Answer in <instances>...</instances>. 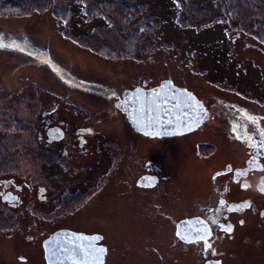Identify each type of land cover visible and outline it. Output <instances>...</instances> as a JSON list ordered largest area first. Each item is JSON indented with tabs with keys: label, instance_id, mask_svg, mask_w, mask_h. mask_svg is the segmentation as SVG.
Returning <instances> with one entry per match:
<instances>
[{
	"label": "flooded vegetation",
	"instance_id": "obj_1",
	"mask_svg": "<svg viewBox=\"0 0 264 264\" xmlns=\"http://www.w3.org/2000/svg\"><path fill=\"white\" fill-rule=\"evenodd\" d=\"M253 46L264 52V44ZM140 77L94 86L89 93L102 100L95 107L71 109L59 101L65 97L59 90L30 102L39 111L28 113L27 122L39 153L25 160L40 169L17 176L1 164L14 160L0 156V210L6 211L0 229L13 236L10 227L18 226L25 241L43 233L26 241L31 260L15 255L7 262L4 253L1 263L48 264L45 241L70 231L95 236L90 246L104 247L102 264H264L263 89L256 94L245 81L247 87L225 96L205 82ZM164 81L192 92L205 108L191 100L188 119L196 125L188 131L145 134L116 103L126 90ZM13 118L6 132L16 129Z\"/></svg>",
	"mask_w": 264,
	"mask_h": 264
},
{
	"label": "rangeland",
	"instance_id": "obj_2",
	"mask_svg": "<svg viewBox=\"0 0 264 264\" xmlns=\"http://www.w3.org/2000/svg\"><path fill=\"white\" fill-rule=\"evenodd\" d=\"M101 1L0 0V8H5L0 11V37L16 39L20 44H25V51L0 47V156L8 155L16 164L4 159L1 164L5 170L9 169L17 176H31L34 174L31 170L38 167L37 163L33 164V168L29 167L25 160L26 155L39 153L34 136L29 134L32 126L27 123L28 113L39 114L30 102L44 99L48 92L53 97V92L63 91L65 97H59V101L73 109L74 106L95 107L97 101L102 102L101 98L89 93L94 86L116 85L115 82L119 84L137 75L154 80L173 76L177 81L184 79L190 84L205 82L212 93L225 96L233 95L230 92L233 89L247 87L244 83L248 81L256 94H260L262 89L264 91V63L260 62L264 52L262 54L253 48L255 44H264L263 36L238 33L224 24L199 35L190 30L184 32L180 21L175 18L161 21L162 17L166 18L164 11L167 8L157 1H153V4L148 2L150 0L143 4L138 0H114L105 4ZM178 1L183 9L181 13L185 14L186 0ZM235 1L239 3V0ZM171 2L173 6L169 8L174 16L177 3L175 0ZM240 3L252 4L246 0ZM156 4L161 7L157 8ZM214 7L220 9V6ZM208 8L212 9V6ZM20 10H24L21 12L25 14L15 17ZM150 10L157 12L153 14L154 19L159 18L160 22L156 21L149 27V24L143 23L140 26H147L143 33L137 37L136 34L128 35L130 24L137 23ZM12 118L16 129L6 132L4 127L12 123ZM105 130L109 131L107 128ZM28 139L32 152L27 151ZM5 212L0 210V214ZM30 221L34 222V218L30 217ZM4 228L0 229V257L5 253L7 262L15 255L16 259L25 255L31 260L29 243L41 240L39 234L43 232L34 233V238L26 235L27 243L20 239L23 230H19L18 226L10 229L13 236L20 240L3 233L6 232ZM19 244L21 247H18ZM140 247L135 245L134 249L140 250ZM123 248L120 244V253L124 251ZM37 250H41V246L37 245ZM116 256L113 261L117 259ZM0 264L3 263L0 261ZM133 264H141V261L136 260Z\"/></svg>",
	"mask_w": 264,
	"mask_h": 264
},
{
	"label": "water",
	"instance_id": "obj_3",
	"mask_svg": "<svg viewBox=\"0 0 264 264\" xmlns=\"http://www.w3.org/2000/svg\"><path fill=\"white\" fill-rule=\"evenodd\" d=\"M191 100L205 108L192 92L175 86L171 81H164L152 89L126 90L116 106L127 114L139 131L152 136H170L195 127L196 124L188 119L193 105ZM95 242V236L57 232L44 243L47 263L102 264L105 249L90 246Z\"/></svg>",
	"mask_w": 264,
	"mask_h": 264
},
{
	"label": "trees",
	"instance_id": "obj_4",
	"mask_svg": "<svg viewBox=\"0 0 264 264\" xmlns=\"http://www.w3.org/2000/svg\"><path fill=\"white\" fill-rule=\"evenodd\" d=\"M106 1L111 3L114 2V0H102L101 2L102 4L103 3L105 4ZM138 1H140L141 4L146 2V0H138ZM153 1L155 3L157 1L159 5H163L165 8H167L164 11L166 18L162 17L161 21H167L170 19V17L175 18L180 21L184 32L186 31V29H189L190 31H192V33L196 32L199 35L205 32L206 30L214 31L219 28L220 24H224V26L238 33H245V34L247 33L248 35H253V36L256 35L258 37L263 36L264 38V32L258 29V28H264V0H246L248 3L252 2L251 5L250 4L247 5L246 3H240L241 0H239L240 4L236 3L235 0H202L201 2L198 3L195 1L186 0V2L184 3L186 9L185 14H183V12L181 13L183 9L180 5V2L178 0H175L177 6L174 8V13H173L175 14L174 16L171 15L172 12L170 11L169 8L170 6H173L171 0H150L148 2L153 4L154 3ZM86 3L89 4L88 2ZM235 3L237 6H235ZM232 4L234 6H232ZM70 5L71 4H69V6ZM209 5L212 6V9L208 8ZM256 5H261L262 7H258ZM214 6H220V9H217ZM4 9L5 8H0V11ZM202 10H206V11L202 12ZM21 11L24 10H20L19 11L20 13L15 15V17L25 14L24 12ZM157 12L154 13L153 10H150V12L144 13V16L142 18H139L140 20L137 23H131L130 24L131 26L127 28L128 35L136 34L135 36L137 37L139 36L138 34L143 33L147 27V26L146 27L140 26L143 23L149 24L148 25L149 27L152 23L155 24L156 21L160 22L159 18L154 19L155 15L153 14H157ZM131 13L132 12L130 10V14ZM158 15H160L159 12ZM229 15H231L232 18H230ZM208 16L209 19H207ZM9 17H13V16L9 15ZM99 17L101 18V16ZM130 20H133V18ZM238 29L239 31H237ZM24 45L25 44H20L19 42H17L16 39H3L0 37V47L16 48V49H20L21 51H25Z\"/></svg>",
	"mask_w": 264,
	"mask_h": 264
},
{
	"label": "snow or ice",
	"instance_id": "obj_5",
	"mask_svg": "<svg viewBox=\"0 0 264 264\" xmlns=\"http://www.w3.org/2000/svg\"><path fill=\"white\" fill-rule=\"evenodd\" d=\"M219 175V174H218ZM229 231L231 230L230 228L228 229ZM103 251V250H102Z\"/></svg>",
	"mask_w": 264,
	"mask_h": 264
},
{
	"label": "bare ground",
	"instance_id": "obj_6",
	"mask_svg": "<svg viewBox=\"0 0 264 264\" xmlns=\"http://www.w3.org/2000/svg\"><path fill=\"white\" fill-rule=\"evenodd\" d=\"M11 18H14V17H11ZM13 49V48H12Z\"/></svg>",
	"mask_w": 264,
	"mask_h": 264
}]
</instances>
